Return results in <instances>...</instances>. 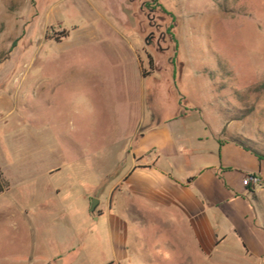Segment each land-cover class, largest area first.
<instances>
[{"label": "rangeland", "instance_id": "obj_1", "mask_svg": "<svg viewBox=\"0 0 264 264\" xmlns=\"http://www.w3.org/2000/svg\"><path fill=\"white\" fill-rule=\"evenodd\" d=\"M154 127L183 151L212 128L264 155V0H0V264H264V193L252 261L230 223L207 261L169 213L138 223L123 201L127 226L108 221Z\"/></svg>", "mask_w": 264, "mask_h": 264}, {"label": "crops", "instance_id": "obj_2", "mask_svg": "<svg viewBox=\"0 0 264 264\" xmlns=\"http://www.w3.org/2000/svg\"><path fill=\"white\" fill-rule=\"evenodd\" d=\"M157 129L154 127L147 135L141 136L140 147L133 154V164L111 186L108 221H118L122 226H127L124 217L117 212L118 205L123 201L137 205L138 211L131 220L138 223L145 221L142 215L146 213H169L164 218L170 222L176 237L184 244H195L200 257L207 261L215 257L227 241L224 224L230 223L228 231L238 236L246 257L252 261V253L258 252L259 246L252 242L254 227L250 218L252 215L248 214H252V197L260 200L264 193V160L236 140L224 139L221 132H215L212 128L204 130L202 138H194L185 151L166 140L164 133L168 131L158 132ZM152 138L157 140L152 141ZM176 173H184L185 176L178 178ZM235 176L242 180L247 176L256 177L260 184L245 187L249 193L240 192L234 183ZM207 184L216 187L214 197L210 198L205 191ZM118 187L119 190L113 194ZM225 187L230 195L224 199ZM113 207L116 211L114 214ZM217 216H220L221 223ZM110 226V237L114 244L113 224ZM149 228L155 229V226ZM125 241L121 235L120 248H134ZM178 242L174 239L168 245L176 248ZM114 246L116 250V244ZM111 264L126 263L117 259Z\"/></svg>", "mask_w": 264, "mask_h": 264}, {"label": "trees", "instance_id": "obj_3", "mask_svg": "<svg viewBox=\"0 0 264 264\" xmlns=\"http://www.w3.org/2000/svg\"><path fill=\"white\" fill-rule=\"evenodd\" d=\"M236 142L244 147L245 149L251 151L252 153L256 154L260 160H264V155L259 153L253 146L251 141H242V140H236ZM3 178H2V172L0 171V193L4 192L6 189L2 186ZM253 192V191H251Z\"/></svg>", "mask_w": 264, "mask_h": 264}, {"label": "built area", "instance_id": "obj_4", "mask_svg": "<svg viewBox=\"0 0 264 264\" xmlns=\"http://www.w3.org/2000/svg\"><path fill=\"white\" fill-rule=\"evenodd\" d=\"M260 184V181L256 177H245L243 180V185L245 187H250V186H258Z\"/></svg>", "mask_w": 264, "mask_h": 264}, {"label": "water", "instance_id": "obj_5", "mask_svg": "<svg viewBox=\"0 0 264 264\" xmlns=\"http://www.w3.org/2000/svg\"><path fill=\"white\" fill-rule=\"evenodd\" d=\"M99 204V201L94 200L91 205V212L94 213L97 209V206Z\"/></svg>", "mask_w": 264, "mask_h": 264}]
</instances>
